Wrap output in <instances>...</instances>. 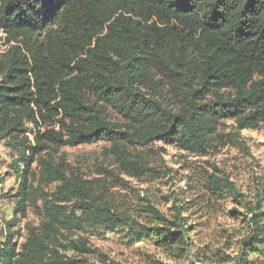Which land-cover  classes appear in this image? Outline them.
Masks as SVG:
<instances>
[{
    "label": "trees",
    "instance_id": "1",
    "mask_svg": "<svg viewBox=\"0 0 264 264\" xmlns=\"http://www.w3.org/2000/svg\"><path fill=\"white\" fill-rule=\"evenodd\" d=\"M228 120L239 131L264 125V0H0V145L17 180L13 217L40 201L44 219L20 243L7 223L0 264H86L65 254L84 245L57 238L90 231L121 232L174 264H264V184L242 193L209 176L207 203L229 200L240 226L207 242L212 210L202 220L188 217L192 204L171 217L150 206L139 225L54 160L61 148L106 142L131 175L142 166L128 148L160 142L204 156L224 145ZM40 182L57 184L50 201Z\"/></svg>",
    "mask_w": 264,
    "mask_h": 264
},
{
    "label": "rangeland",
    "instance_id": "2",
    "mask_svg": "<svg viewBox=\"0 0 264 264\" xmlns=\"http://www.w3.org/2000/svg\"><path fill=\"white\" fill-rule=\"evenodd\" d=\"M113 122H120L113 112H107ZM224 136V145H218L204 156L192 155L167 146L152 142L145 147L127 149L130 161H135L141 169L127 175L122 171L116 158L109 153L110 145L97 142L74 148H61L55 155V164L64 162L70 171L76 173L87 184L92 196L113 209L122 212L139 224L147 225L150 221L149 207H153L166 217H171L174 210L189 208L188 217L204 220L206 210L210 220L202 228L206 240L209 236L222 231L237 230L238 223L231 221L226 213L234 207L229 200L207 203L210 197L205 189L209 176L219 179L227 177L242 193H250L256 184H264V125L255 130L236 129L233 121H224L218 128ZM236 139L237 141H234ZM10 153L0 145V243L7 231V223H13L12 229L22 242L29 230L39 229L44 222L42 203L26 204L24 214L13 217L14 200L12 195L17 190V180L10 170ZM57 184L40 182L39 190L44 198L51 200ZM67 206L71 203H56ZM207 207V209H206ZM207 214V213H206ZM237 234V233H235ZM123 233L90 231L86 233H63L57 240L66 246L70 243L86 252H66L67 256L84 260L86 264H174L173 261L155 251L146 242L129 241ZM224 243L222 242L221 245ZM223 252L232 255L233 247L223 245ZM230 248V249H229ZM63 252V250L61 249Z\"/></svg>",
    "mask_w": 264,
    "mask_h": 264
}]
</instances>
